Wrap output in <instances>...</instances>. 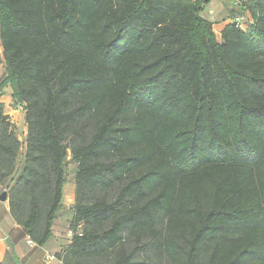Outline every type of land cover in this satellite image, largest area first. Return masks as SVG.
<instances>
[{
  "label": "trees",
  "instance_id": "trees-1",
  "mask_svg": "<svg viewBox=\"0 0 264 264\" xmlns=\"http://www.w3.org/2000/svg\"><path fill=\"white\" fill-rule=\"evenodd\" d=\"M210 2L0 0V194L44 246L76 164L63 264H264V0Z\"/></svg>",
  "mask_w": 264,
  "mask_h": 264
},
{
  "label": "crops",
  "instance_id": "crops-1",
  "mask_svg": "<svg viewBox=\"0 0 264 264\" xmlns=\"http://www.w3.org/2000/svg\"><path fill=\"white\" fill-rule=\"evenodd\" d=\"M240 1L211 0L207 5V7L209 6L208 12L203 10L201 14L213 22L215 31L219 29L220 35L222 29L232 22L233 17L240 14L238 12ZM212 3L216 4L215 8L211 6ZM66 189L67 185L65 184L61 213L54 221L53 236L44 246L28 241L27 233L11 214L8 200H0V264H63L56 254L61 252L64 243H62L63 239L58 237L54 227L56 222H62L65 225L69 224L73 216L74 199L67 200ZM72 195L74 196V194ZM65 230L71 234L70 230H67V228Z\"/></svg>",
  "mask_w": 264,
  "mask_h": 264
},
{
  "label": "rangeland",
  "instance_id": "rangeland-1",
  "mask_svg": "<svg viewBox=\"0 0 264 264\" xmlns=\"http://www.w3.org/2000/svg\"><path fill=\"white\" fill-rule=\"evenodd\" d=\"M211 6L213 8L216 7L215 3H212ZM209 7V6H208ZM208 7L205 5L203 7V10L205 12H208ZM207 14V13H204ZM244 28L247 27L248 25V18L245 17V21L241 22ZM216 34L219 35V29H216ZM0 52L3 53V48L0 46ZM6 77V64L4 61V57L2 56V63L0 64V80L4 79ZM0 102H3L5 105V111L10 117V121L13 125V130L15 131L16 135L20 139V141L23 144V148L25 145V140L27 136V125L25 123V111L22 107H17V105L14 103V100L12 98V88L11 86H6L3 89H0ZM68 159H71L69 156ZM75 169H76V164L74 162H68L67 164V189H66V194L68 195L67 200L69 199H74L75 202V183H74V175H75ZM74 194V196L72 195ZM72 195V196H71ZM71 231V225L69 224H63L62 222H56V226L54 227L55 232L57 233L58 237H60L62 240V243L64 245H67V243L71 240L72 238V232L71 234L68 233V231Z\"/></svg>",
  "mask_w": 264,
  "mask_h": 264
},
{
  "label": "built area",
  "instance_id": "built-area-1",
  "mask_svg": "<svg viewBox=\"0 0 264 264\" xmlns=\"http://www.w3.org/2000/svg\"><path fill=\"white\" fill-rule=\"evenodd\" d=\"M236 21H237V23H238L239 25H243L241 22H242V21L244 22V21H245V18H244V17H237V18H236ZM27 238H28V241H29L30 243L33 242L29 236H28Z\"/></svg>",
  "mask_w": 264,
  "mask_h": 264
},
{
  "label": "water",
  "instance_id": "water-1",
  "mask_svg": "<svg viewBox=\"0 0 264 264\" xmlns=\"http://www.w3.org/2000/svg\"><path fill=\"white\" fill-rule=\"evenodd\" d=\"M8 198V192L7 191H3L1 194H0V200L1 201H6Z\"/></svg>",
  "mask_w": 264,
  "mask_h": 264
},
{
  "label": "bare ground",
  "instance_id": "bare-ground-1",
  "mask_svg": "<svg viewBox=\"0 0 264 264\" xmlns=\"http://www.w3.org/2000/svg\"><path fill=\"white\" fill-rule=\"evenodd\" d=\"M68 190V189H67Z\"/></svg>",
  "mask_w": 264,
  "mask_h": 264
}]
</instances>
